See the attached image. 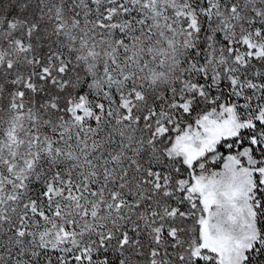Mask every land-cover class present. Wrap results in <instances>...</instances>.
Segmentation results:
<instances>
[{"label": "snow or ice", "instance_id": "6c2138e0", "mask_svg": "<svg viewBox=\"0 0 264 264\" xmlns=\"http://www.w3.org/2000/svg\"><path fill=\"white\" fill-rule=\"evenodd\" d=\"M0 264H264V0H0Z\"/></svg>", "mask_w": 264, "mask_h": 264}]
</instances>
